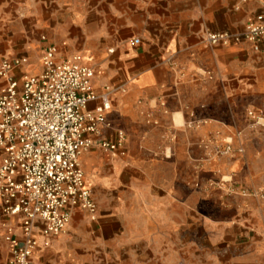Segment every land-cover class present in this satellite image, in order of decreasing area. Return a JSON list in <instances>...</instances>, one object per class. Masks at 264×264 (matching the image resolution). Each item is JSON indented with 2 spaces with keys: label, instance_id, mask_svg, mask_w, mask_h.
Listing matches in <instances>:
<instances>
[{
  "label": "crops",
  "instance_id": "obj_1",
  "mask_svg": "<svg viewBox=\"0 0 264 264\" xmlns=\"http://www.w3.org/2000/svg\"><path fill=\"white\" fill-rule=\"evenodd\" d=\"M261 10L260 0H0V61L24 55L21 69L36 72L46 45L80 54L111 100V127L89 134L79 157L95 217L73 210L30 264H264V39L258 50L205 40ZM118 132L114 150L99 146ZM14 222L0 198V264Z\"/></svg>",
  "mask_w": 264,
  "mask_h": 264
},
{
  "label": "built area",
  "instance_id": "obj_2",
  "mask_svg": "<svg viewBox=\"0 0 264 264\" xmlns=\"http://www.w3.org/2000/svg\"><path fill=\"white\" fill-rule=\"evenodd\" d=\"M262 10L242 31L207 32L210 45L246 40L254 50L264 39ZM139 38H132L134 46ZM56 48L46 45L36 72L22 70L24 55L0 61V198L2 211L15 222L5 240L10 244L8 264H30L34 251L49 246L69 223L76 208L95 217L96 203L86 184L80 154L90 148L89 134L110 128L109 89L92 87L93 69L80 54L57 58ZM96 104L89 108V102ZM117 143L99 140L101 148L114 150Z\"/></svg>",
  "mask_w": 264,
  "mask_h": 264
},
{
  "label": "rangeland",
  "instance_id": "obj_3",
  "mask_svg": "<svg viewBox=\"0 0 264 264\" xmlns=\"http://www.w3.org/2000/svg\"><path fill=\"white\" fill-rule=\"evenodd\" d=\"M73 54H75V53H72V54H70V55H68V56H66V57H69V56H71V55H73ZM39 68H40V67H38V68L36 69V71H38ZM34 69H35V67H31V69H29V70H34Z\"/></svg>",
  "mask_w": 264,
  "mask_h": 264
}]
</instances>
